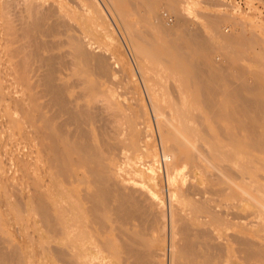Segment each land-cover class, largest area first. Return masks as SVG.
<instances>
[{"label": "bare ground", "instance_id": "bare-ground-1", "mask_svg": "<svg viewBox=\"0 0 264 264\" xmlns=\"http://www.w3.org/2000/svg\"><path fill=\"white\" fill-rule=\"evenodd\" d=\"M109 1L148 75L167 176L168 264H264V68L235 67L234 55L213 62L220 15L167 26L159 0ZM175 1L165 6L178 17L186 7ZM101 10L93 0H0V77L12 78L0 88V264H156L161 254L145 218L153 206L165 217L162 166L141 144L136 75L113 54ZM30 135L47 158L37 176ZM16 206L27 242L1 226ZM37 234L31 261L24 253Z\"/></svg>", "mask_w": 264, "mask_h": 264}, {"label": "rangeland", "instance_id": "rangeland-1", "mask_svg": "<svg viewBox=\"0 0 264 264\" xmlns=\"http://www.w3.org/2000/svg\"><path fill=\"white\" fill-rule=\"evenodd\" d=\"M166 1H168V0H159L158 5L156 6L157 9L155 8L157 11L156 10L155 11H156V13L158 12L157 15H159V17H160L159 20L160 21L162 20L166 25L168 24L167 26L174 23L175 21L173 22V20L179 19L180 21L182 20L185 23L189 24L188 25L189 27H192V26L196 27V26H200L199 25L200 20L203 19L204 15H206L205 17H207V15H214V16L220 15L218 17H220V18L223 17V20L221 19L219 24L217 26H214L215 31H216V33L214 35L217 36V34H218V36H217L218 38L216 37L217 39H216L215 43H213L214 45L211 47V51H210V57L213 60V62H215L217 64H224L227 62V60L229 58L228 55H232V56L234 55V57H236L235 67L238 66L240 68L244 67V68H249V69L264 68V64L262 63V62H264V60H263L264 59V0H184L183 1V2H185L184 7H186V8L184 10L182 8L180 9V14L182 13V15H179L178 17H176V15L172 11L168 10L169 8H167L165 6V4L167 3ZM177 1L181 2L182 0H176L175 2H177ZM93 2L97 5V7H99L100 10L102 9L101 12L102 11L104 12L103 15H104L106 23L108 25L111 24L110 27L112 26L111 28L115 33V36H116L115 45L116 46L113 48V51H114L113 54L117 55L116 57L120 60V62H121L120 64L124 65L125 70L134 71V74L136 75L134 77L135 78L134 82H135V86H136L135 96H137L139 98L141 106L143 105L142 107H140L141 108L140 114L141 113H143V114H141L142 117L139 114V120H138V125H137V127L139 129L140 136L143 137V138H140V139H143L142 140L143 143L141 142V144H145L146 146L152 147V148L154 146L155 149L157 150L159 158H160L159 161H160L161 166H162V172L159 175L160 181L158 184V190L160 191L161 187L162 186L164 187V188L162 187V192L160 191V193H161V195L164 199V202H165V206L163 207L165 209V217H164L165 219L162 216H159L160 211L156 210L157 208H155V206H153L152 207V210L154 209L152 211L153 213L151 214V212H150V214L147 216V218H145V220H147V224H146V221H145V224L148 226L149 230H154V232L157 236L158 235L161 236V238L159 237L160 240L157 239L156 241H158V242H154V244H153V247L156 248V250L159 248L160 250L159 249L158 250H159V252H161V254L155 253L156 254L155 263L156 264H168V257H169V253H168L169 252V249H168V241H169L168 240L169 239V237H168L169 236L168 235L169 234L168 233L169 232L168 231V229H169V226H168L169 225V218L168 217L169 216L168 215H169V212L168 211H170V209H169L170 206H169V198H168V192H167L168 186H167L166 167H165L164 160H163L162 153H161L162 152V146L160 143V136H159L160 131L158 129V125L156 123L154 111H153V108H152L150 100H149L148 90L146 89V86H145L146 80L144 81V78H143V76L145 74H143V76H142V74H140L141 72H139L140 70H138L139 69L138 68L139 58L136 59L137 55L134 53L135 50L134 51L132 50V43H130L129 38L127 37L128 35H126L127 33H125V30H123V26L121 25V22H119L120 21L119 18L115 15L114 11L111 9V6L108 5V4H110V1L109 0H96V1L93 0ZM190 5H191V7H190ZM139 8L141 9V6ZM139 8H138V10H139L138 12H140ZM159 13H161V14H159ZM164 13H167L169 18H167L164 15ZM133 14H132L131 18L137 17ZM198 15L201 17L203 15V17L200 18ZM161 17H162V19H161ZM184 17H186V18H184ZM138 22L140 24H143V25L140 26V24L136 25V23H135V26H137L139 28L144 26L143 22H140V21H138ZM239 29H242V30L238 31ZM227 34H228V36L230 34L231 35L236 34V35H234L236 37L232 38L233 39L232 40L231 37H228V38L226 37ZM244 35L250 37V40H246V39L242 38V36H244ZM225 40H226V42L229 40V43L224 42ZM226 44H228V45H226ZM261 57H263V58H261ZM245 61H246V64L244 63ZM244 65H246V66H244ZM249 73H247V74H249ZM147 76L148 75H145L144 77H147ZM246 76H247L246 77L247 80H251V78H248V77H251L250 74L246 75ZM9 82H12V78L0 77V88L5 87L6 85L9 84ZM167 82L170 84V88H169V85L167 83L168 88H169L168 89L169 93L174 95L173 97H176L175 88H173V86L171 85V82H169V80ZM22 93H25V92L22 91ZM126 94L128 95V97H131V95H132V93H128V92ZM142 119H143V121H142ZM139 122L141 124H139ZM146 123H147V125H146ZM147 130H148V133L150 132L149 134H151L152 136L149 135L148 133H144V132H147ZM146 135H149V137H150V139L148 138L149 140L146 138ZM144 136L146 139L144 138ZM30 138H31L30 141L33 142V144H35V143L37 144V145H35V147L38 148V151H40L39 159L36 163V166L38 169L36 171L37 172L36 176H37V174H41L42 172L48 170L47 158L44 154L41 153L42 147L40 145H38L37 138L32 136V135H30ZM5 155L9 156V152L5 151ZM47 191H48V193H50L49 188H47ZM13 201H14V198L12 199V202ZM16 207H15V209H16L15 211L8 213V215L5 216V218L1 221V226H2L3 231H7L10 228H14L13 234H14L16 241H18L20 243L27 242L26 241L27 238L25 236V233L22 234V232H20L18 230V228H16L18 226L17 221L21 217V213H22L21 211H19L21 209V206H19V207L16 206ZM5 208L6 207L3 203V200L0 197V209H5ZM26 208H28V206L25 205L24 206L25 211H26ZM32 208L34 210H37L36 205H32ZM156 214H159V215H156ZM155 215H156V217H155ZM151 216H153V217H151ZM157 216H158V218H157ZM154 217L159 220L158 223H157L158 220H155ZM162 218L164 221L162 220ZM162 221L165 222V229L166 230L161 229V226H159L160 223L162 224ZM150 223H153V225L152 224L150 225ZM152 226H153V228H152ZM157 226H159L160 229ZM162 230H164V231H162ZM17 232H19V233H17ZM162 237H164V238H162ZM22 238H23V240H22ZM33 238H34V244L31 246L32 250H31V247L27 248V249H29L30 252L29 251L27 252L26 251L27 249H26L25 252L27 254L24 253V255L26 256V258L28 260L31 259V261H34V260L37 261L39 258V254L37 252L38 251L37 246H39V245H37V243L38 244H41V243H40V239H39L38 234L35 235ZM162 239H164V241ZM159 241H160V243H159ZM47 257L45 259L43 258L41 260L40 264H47V263L48 264H53V263L59 264L60 263L57 260V258H53V257L51 258L50 256H47ZM156 258H158V260H156Z\"/></svg>", "mask_w": 264, "mask_h": 264}, {"label": "built area", "instance_id": "built-area-1", "mask_svg": "<svg viewBox=\"0 0 264 264\" xmlns=\"http://www.w3.org/2000/svg\"><path fill=\"white\" fill-rule=\"evenodd\" d=\"M164 15H165L167 18H169V16L167 15V13H164Z\"/></svg>", "mask_w": 264, "mask_h": 264}]
</instances>
